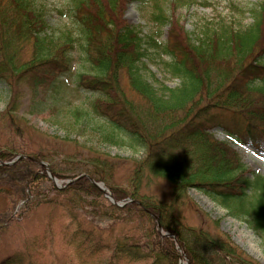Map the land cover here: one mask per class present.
<instances>
[{
    "label": "trees",
    "instance_id": "1",
    "mask_svg": "<svg viewBox=\"0 0 264 264\" xmlns=\"http://www.w3.org/2000/svg\"><path fill=\"white\" fill-rule=\"evenodd\" d=\"M127 1L141 0H68L66 16L71 18L75 34L69 30L56 38L46 34V23L32 0H0V82L8 95L0 125L21 138L23 130L14 126V120L26 92L31 93V100L41 96V100L49 97L54 101L52 95L62 88L56 84L57 78L71 68V53L80 51L87 70L76 76L77 88L97 97L92 113L98 121L91 130L106 143L126 141L144 153L133 163L123 186L115 183L116 165L97 154L87 159L78 154L65 157L73 164L60 170L54 163L53 156H59L56 152L0 146L1 162L25 155L13 168H32L24 182L25 203L8 221L27 219L36 207L56 205L60 198L73 206V195L86 205L102 206L101 214L115 224L137 222L139 231L122 240L116 236L109 243L101 232L93 238L80 227L73 229L72 249L80 257L106 264H179L178 246L188 264H258L230 241L188 226L181 204L188 190L196 189L264 236V178L247 169L226 143L217 141L210 127L196 122L198 116L210 112L231 115L233 127H225L228 135L264 153V3L252 10L253 21L245 31L225 27L194 35L195 39L184 33L170 42L157 43L154 37L144 40L134 27L120 21ZM27 48L32 51L31 59L23 62L20 53ZM151 49L154 56L170 57L163 66L179 79L176 88L152 83L143 75L147 71L143 62ZM123 76L127 86L120 82ZM73 114L85 117L76 125L87 122V114ZM39 163L48 164L58 179H78L58 190L48 182ZM7 169L0 166V175ZM151 180L169 184L164 201L140 193L141 185ZM92 181L103 184L116 202L130 199L131 203L123 208L110 203L104 207L108 202ZM71 209L69 226H75L77 213L74 206ZM158 225L173 238L162 236ZM22 261L13 255L0 264ZM28 264H36V260Z\"/></svg>",
    "mask_w": 264,
    "mask_h": 264
},
{
    "label": "rangeland",
    "instance_id": "2",
    "mask_svg": "<svg viewBox=\"0 0 264 264\" xmlns=\"http://www.w3.org/2000/svg\"><path fill=\"white\" fill-rule=\"evenodd\" d=\"M32 1L34 8L39 11L46 23L47 35L58 38L71 30L74 36L73 23L71 18L66 16L69 11L68 0ZM260 3H264V0H141L132 3L127 1L120 21L123 20L127 25L134 27L137 34L144 37V40L154 37L157 43H163L166 40L170 42L176 35L180 38V35L184 33H188L195 39L194 35L200 37L207 30H220L225 27L233 30H247L253 21L252 10ZM58 11L62 12V15L58 14ZM158 17H164L165 20L158 21L156 20ZM151 51H149L148 60L143 62L147 69V71L144 70L143 75L152 83L156 81L157 84H162L169 89L176 88L179 85V79L170 75L169 70L163 66V63H169L170 57L163 54L157 57L154 56L155 51ZM31 53V49H22L21 60L23 62L30 60ZM86 70L84 53L74 51L71 53V68L56 80V84L60 83L62 88L58 89L57 94L52 95L54 101L49 97L41 100V96L31 100V93L27 91L23 97L22 107L14 120V126L23 130L22 136L20 138L17 134H11L4 128L5 126L0 125V146L13 144L14 146L22 145L28 150L27 152L39 149L56 152L59 156H53L56 158L54 163L60 170L66 169L69 164L65 157L78 154L87 159L90 155L97 154L116 165L115 183L124 186L126 179L131 175L133 163L140 161L144 153L126 141H120L116 145L106 143L91 130L95 128L94 124L96 125L95 122L98 121L92 113V103L97 97L79 90L76 84V76ZM120 82L123 86H127L124 76L121 77ZM7 103L8 95L0 82V114L8 107ZM28 106L33 112L32 115L28 112ZM74 111L87 114V122L82 127L76 123L81 124L83 122L81 120L85 117L74 115ZM45 112L50 114L41 115ZM232 119L234 118L228 114L217 115L210 112L207 115L198 116L196 122L210 127L209 132L217 141L226 143L237 153L241 163L247 169L264 178V153L228 135L225 127H233ZM20 156L25 157V155ZM21 160L6 166L7 171L0 175V261L17 255L23 260V264H28L32 259L36 260V264H106L105 261L97 263L94 258L90 259L86 255L84 257L75 255L72 249L74 244L71 242L73 229H84L93 238L95 236L97 238V233L101 232L109 243L116 236H121L122 240L124 235L139 234L136 229L137 222L133 221L129 224L116 222L115 224L101 214L102 206L95 208L93 205H86L80 200L77 201V197L73 195L70 196V200H74L72 204L77 211H75L77 213L75 226H69V210H72L73 206L66 198H60L56 205L42 204L36 207L28 214L27 219L8 221L23 207L26 199L24 182L32 173V168L27 165L13 168ZM0 163L4 162L0 161ZM71 163L73 164V160L69 165H72ZM46 166V168L43 167L47 180L54 188L66 189L70 185L68 181H73L54 177L48 164ZM75 166L79 167V164L75 163ZM48 175L54 177L57 183H54ZM168 191L169 184L158 180H151L149 183L145 181L140 188L142 195H151L159 201L166 199ZM51 197L54 199L53 196ZM103 197L105 198L104 194ZM182 201V215L188 226L200 227L212 235L220 236L230 241L246 257L258 264H264V236L252 225L230 216L226 207L196 189H189L186 199ZM107 202L104 207L109 206L110 202L108 200ZM110 225L113 227L109 228ZM178 253L181 259L179 264H183L185 259L182 253L184 252L180 249ZM78 256L83 262L78 260Z\"/></svg>",
    "mask_w": 264,
    "mask_h": 264
},
{
    "label": "water",
    "instance_id": "3",
    "mask_svg": "<svg viewBox=\"0 0 264 264\" xmlns=\"http://www.w3.org/2000/svg\"><path fill=\"white\" fill-rule=\"evenodd\" d=\"M23 158H25V157H23V156H19V157H17V158H16L13 162H11V163H0V166H9V165L13 164L14 162H17V161H19V160H21V159H23ZM40 164H41L42 166H44L45 168L47 167L46 164H44V163H40ZM48 176H49V178H50L54 183H57V181H56V179H55L54 177H52L51 175H48ZM79 178H80V177H79ZM75 180H77V179H74L73 181H68V184H72ZM92 183L95 185V187H96L100 192H102V193L104 194L105 198L108 199V201H109L110 203H112L114 206L121 208V207L125 206L126 204L131 203L130 200H127V201H121V202H115V200H114L112 194H111V193L105 188V186H104L103 184H96V183H94L93 181H92ZM158 230H159V232L161 233V229H160L159 225H158ZM162 235H163V236H166V237H172V238H173V236H171V235H169V234H162ZM177 248H178V250H180L179 247H177ZM182 257L185 259V264H188V260H187V258L185 257V254H184V253H182Z\"/></svg>",
    "mask_w": 264,
    "mask_h": 264
}]
</instances>
